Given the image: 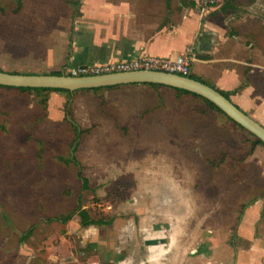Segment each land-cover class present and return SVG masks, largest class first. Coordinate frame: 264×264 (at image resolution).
<instances>
[{
    "label": "rangeland",
    "instance_id": "374dc122",
    "mask_svg": "<svg viewBox=\"0 0 264 264\" xmlns=\"http://www.w3.org/2000/svg\"><path fill=\"white\" fill-rule=\"evenodd\" d=\"M73 1L0 0V67L31 74L64 70L48 55L69 35ZM251 12L262 33L258 44H264V0ZM53 92L63 96L62 104L48 99L44 111L39 96L0 87V264L64 262L63 217L77 219L84 207L91 217L107 218L105 208L124 201L132 175L146 170L159 179L179 176L198 202L221 203L234 220L241 205L235 192L254 183L264 192V146L247 155L250 135L215 109L194 111L206 107L200 99H177L148 85L50 91L48 98ZM67 100L75 123L87 129L74 155L88 190L73 162L58 159L72 151Z\"/></svg>",
    "mask_w": 264,
    "mask_h": 264
},
{
    "label": "crops",
    "instance_id": "0c3cea01",
    "mask_svg": "<svg viewBox=\"0 0 264 264\" xmlns=\"http://www.w3.org/2000/svg\"><path fill=\"white\" fill-rule=\"evenodd\" d=\"M256 2L217 0L203 10L197 0H79L69 35L48 59L67 68L142 55L174 58L191 48V73L231 91L230 100L264 126ZM51 98L62 104L60 93ZM151 173L132 175L126 199L107 206L101 223L82 226L79 214L65 221L59 264H264V192L257 183L234 193L241 204L234 220L225 205L198 202L179 176Z\"/></svg>",
    "mask_w": 264,
    "mask_h": 264
},
{
    "label": "water",
    "instance_id": "95a60500",
    "mask_svg": "<svg viewBox=\"0 0 264 264\" xmlns=\"http://www.w3.org/2000/svg\"><path fill=\"white\" fill-rule=\"evenodd\" d=\"M130 83H158L193 92L216 105L227 117L264 143V126L236 106L214 87L190 77L162 71H129L102 75L31 74L0 70V85L25 88H53L70 92L79 89Z\"/></svg>",
    "mask_w": 264,
    "mask_h": 264
},
{
    "label": "trees",
    "instance_id": "16d2710c",
    "mask_svg": "<svg viewBox=\"0 0 264 264\" xmlns=\"http://www.w3.org/2000/svg\"><path fill=\"white\" fill-rule=\"evenodd\" d=\"M73 3H74L75 6H77L78 3H79V0H74ZM0 70L7 71V72L22 73L21 71H17V70H4L1 67H0ZM49 74H67V73L64 72V70H62V69H57V70H53V71L49 72ZM189 76L192 77V78H194V79H197V80L202 81L200 78L196 77L191 72L189 73ZM207 84L210 85V86H212V87H214L215 89H217L226 98L230 99V95L232 94L231 91H223V90H220V89L216 88L212 84H209V83H207ZM128 85H148V86H151V87L156 88V89H168V90H170L173 93V95L177 99L197 98V99L202 100L205 103L206 107L204 109H193L194 111L205 113L207 110L215 109V110L221 112L222 114H224L212 102H210L209 100H207V99H205V98H203V97H201V96H199V95H197V94H195L193 92H190V91H187V90H184V89H180V88L166 86V85H163V84H158V83L118 84V85H111V86H105V87H96V88H88V89H80V90L97 91V90H101V89H111V88H115V87H122V86H128ZM0 87L1 88H6V89H9V90H16V91L23 92V93L33 94L34 96H39L38 102L41 104V106L44 109V111H46V108H47L48 92H50V91H61V92H66L68 95H70L72 93V92H70L68 90H64V89H53V88H25V87H9V86H2V85H0ZM64 119L67 120L70 123V125L73 127L74 137L72 139V151H71V156L69 158H64L62 156H59L58 159L64 161L65 163L73 162V164L76 167V176L81 181V188L84 189V190L91 189V187L89 186L88 178L85 177V176H83V174L81 172V169H82L81 168V164L76 159V157L74 155V153L76 151V148H77L78 140H79L80 136L87 131V129H81L75 123V121L73 119V116H72V113L70 111L69 101L68 100L65 102V105H64ZM235 124L238 127H240L241 129H243L244 131H246L250 135V137L252 138L250 148L247 151V155H249L254 150V148L256 146H261V145L264 146V143L259 138H257L256 136H254L253 134H251L250 132H248L246 129H244L243 127H241L239 124H237V123H235ZM224 156L229 157L230 154L229 153H222L221 154V157L224 158ZM242 159H244V158H242ZM209 162L211 164L212 161L209 160ZM78 214H79V216L81 218V224H82V226H87V225H90V224H98V223H101L102 220H103V219L101 220V219H97V218H94V219L90 218V216L87 214V212L84 209H81V207L78 208ZM68 218H69V216L63 217V221H66ZM31 232H32V229H29L25 234H23L21 236V240L26 239L31 234Z\"/></svg>",
    "mask_w": 264,
    "mask_h": 264
},
{
    "label": "built area",
    "instance_id": "2783aa9c",
    "mask_svg": "<svg viewBox=\"0 0 264 264\" xmlns=\"http://www.w3.org/2000/svg\"><path fill=\"white\" fill-rule=\"evenodd\" d=\"M197 3L201 9L205 10L216 5L217 0H197ZM193 59L194 53L190 48L174 58L142 55L122 61L67 67L64 71L71 76L102 75L139 70L189 75Z\"/></svg>",
    "mask_w": 264,
    "mask_h": 264
}]
</instances>
